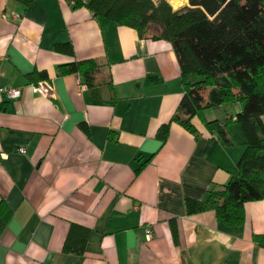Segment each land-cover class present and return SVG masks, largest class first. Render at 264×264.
I'll list each match as a JSON object with an SVG mask.
<instances>
[{
    "label": "crops",
    "instance_id": "crops-1",
    "mask_svg": "<svg viewBox=\"0 0 264 264\" xmlns=\"http://www.w3.org/2000/svg\"><path fill=\"white\" fill-rule=\"evenodd\" d=\"M65 42L73 55L54 49ZM89 59L91 86L82 72L59 74L62 64ZM41 80L55 98L33 92ZM5 87L19 96L0 92V200L12 209L0 264H264L253 241L264 234V200L246 202L236 226L213 210L189 212L237 174L244 136L234 122L229 143L199 117L195 134L170 122L183 88L169 41L69 0H0ZM242 107L213 106L203 117L226 124ZM167 123L162 144L156 133ZM72 223L89 229L80 255L62 250Z\"/></svg>",
    "mask_w": 264,
    "mask_h": 264
},
{
    "label": "trees",
    "instance_id": "trees-1",
    "mask_svg": "<svg viewBox=\"0 0 264 264\" xmlns=\"http://www.w3.org/2000/svg\"><path fill=\"white\" fill-rule=\"evenodd\" d=\"M28 5L33 0H16ZM171 5H169L167 2ZM69 0L72 8L85 7L94 17L134 29L140 37L152 36L169 41L175 53L183 95L170 122L195 134L193 117L215 132L225 143L231 141L229 125L234 122L244 136V151L237 162V174L222 187H211L205 200L194 204L190 213L213 210L217 221L226 226L244 222V204L264 200V0ZM184 6V7H182ZM177 9V10H173ZM156 33L148 35L149 30ZM58 52L73 55L69 42L57 43ZM94 60L72 61L58 67L59 74L82 72L91 86ZM44 75H40L42 79ZM240 102L242 110L234 121L220 124L206 120L204 110L226 103ZM169 123L157 130L163 144ZM144 162L136 169L138 172ZM12 209L0 200V235ZM171 232H177L171 222ZM89 229L72 223L62 250L84 252ZM264 247V234L253 235Z\"/></svg>",
    "mask_w": 264,
    "mask_h": 264
},
{
    "label": "built area",
    "instance_id": "built-area-1",
    "mask_svg": "<svg viewBox=\"0 0 264 264\" xmlns=\"http://www.w3.org/2000/svg\"><path fill=\"white\" fill-rule=\"evenodd\" d=\"M31 86L33 92L49 99L55 98L52 83L50 81L48 80L37 81L35 83H32ZM0 92L4 93L8 98H15L19 96V90L14 88H9V87L1 88ZM151 236H152L151 229L147 228L145 230L146 240H150Z\"/></svg>",
    "mask_w": 264,
    "mask_h": 264
},
{
    "label": "rangeland",
    "instance_id": "rangeland-1",
    "mask_svg": "<svg viewBox=\"0 0 264 264\" xmlns=\"http://www.w3.org/2000/svg\"><path fill=\"white\" fill-rule=\"evenodd\" d=\"M166 1V0H165ZM191 1H193V0H191ZM167 2V1H166ZM168 3V2H167ZM169 4V3H168ZM170 5V4H169ZM190 5V4H189ZM171 6V5H170ZM187 6V5H186ZM184 7V6H183ZM172 8V7H171ZM182 8V7H181ZM173 9V8H172ZM178 9H180V8H178ZM156 32L154 31V30H149L148 31V35H152V34H155Z\"/></svg>",
    "mask_w": 264,
    "mask_h": 264
},
{
    "label": "water",
    "instance_id": "water-1",
    "mask_svg": "<svg viewBox=\"0 0 264 264\" xmlns=\"http://www.w3.org/2000/svg\"><path fill=\"white\" fill-rule=\"evenodd\" d=\"M155 4H158L161 0H152ZM187 6H190V5H187ZM174 11L177 10V9H173Z\"/></svg>",
    "mask_w": 264,
    "mask_h": 264
},
{
    "label": "bare ground",
    "instance_id": "bare-ground-1",
    "mask_svg": "<svg viewBox=\"0 0 264 264\" xmlns=\"http://www.w3.org/2000/svg\"><path fill=\"white\" fill-rule=\"evenodd\" d=\"M186 5H188V0H187V4ZM186 5H184V6H186ZM183 7V6H182ZM181 8V7H180ZM178 9V8H177Z\"/></svg>",
    "mask_w": 264,
    "mask_h": 264
}]
</instances>
